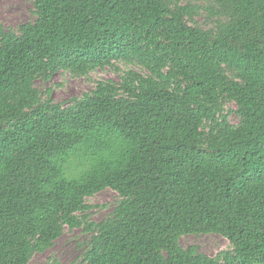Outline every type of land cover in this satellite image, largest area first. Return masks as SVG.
Segmentation results:
<instances>
[{
  "label": "trees",
  "instance_id": "16d2710c",
  "mask_svg": "<svg viewBox=\"0 0 264 264\" xmlns=\"http://www.w3.org/2000/svg\"><path fill=\"white\" fill-rule=\"evenodd\" d=\"M32 14L0 25V264L80 228L75 264H264V0H32ZM117 65L140 71L65 103L35 87ZM105 190L118 201L91 222ZM199 235L230 250L181 247Z\"/></svg>",
  "mask_w": 264,
  "mask_h": 264
},
{
  "label": "rangeland",
  "instance_id": "374dc122",
  "mask_svg": "<svg viewBox=\"0 0 264 264\" xmlns=\"http://www.w3.org/2000/svg\"><path fill=\"white\" fill-rule=\"evenodd\" d=\"M32 0H0V25L4 29H15L20 24L32 21ZM118 71L113 69L98 70L91 73L88 78H74L65 72L55 74L49 83L36 81L35 87L44 92L51 89L50 99L54 103H65L74 98H80L84 93L92 90L101 81H119V76L128 70L140 71L134 66L117 65ZM234 109V105L227 106ZM237 122L234 115L229 119ZM94 206L90 211L91 222L98 223L105 219L118 201L117 195L110 191H102L86 200ZM87 241V235L82 228L63 232L51 248L41 254H35L28 264H75L78 263L82 248ZM180 245L186 249L196 246L198 250L208 257H214L221 251L230 250L228 241L218 235L183 236Z\"/></svg>",
  "mask_w": 264,
  "mask_h": 264
}]
</instances>
